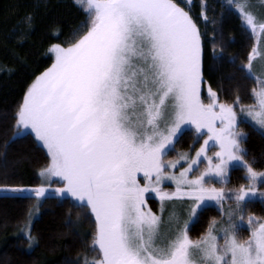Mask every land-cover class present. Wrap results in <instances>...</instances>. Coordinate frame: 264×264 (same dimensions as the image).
Returning <instances> with one entry per match:
<instances>
[{"label":"snow or ice","instance_id":"1","mask_svg":"<svg viewBox=\"0 0 264 264\" xmlns=\"http://www.w3.org/2000/svg\"><path fill=\"white\" fill-rule=\"evenodd\" d=\"M77 2L85 21L66 46L50 45L51 66L35 77L13 117L17 131L29 129L47 150L49 162L39 173L45 182L2 190L39 201L53 182L61 184L52 191L94 218L95 255L83 264H264V218L246 214L264 171L244 158L237 114L264 129V0H227L256 41L238 67L256 82L251 105L238 95L222 102L210 85L207 103L202 98L204 41L190 0L184 6L176 0ZM206 9L205 0L199 19L208 20ZM213 54L222 58L215 45ZM188 128L202 138L195 154L166 160ZM235 166L248 183L225 190ZM164 182L174 189L161 187ZM149 193L158 198V211L148 206ZM258 195L264 201V191ZM177 202L186 207L177 211ZM213 206L224 219L193 239L190 224ZM245 221L248 235L241 238ZM30 227L21 231L31 245Z\"/></svg>","mask_w":264,"mask_h":264},{"label":"trees","instance_id":"2","mask_svg":"<svg viewBox=\"0 0 264 264\" xmlns=\"http://www.w3.org/2000/svg\"><path fill=\"white\" fill-rule=\"evenodd\" d=\"M184 6V0H176ZM190 14L197 20L204 41L203 72L205 81L217 92L222 102L232 103L240 97L243 105L254 103L251 89L256 87L238 70L247 63L248 53L256 42L242 25L227 0H206L208 20L199 19L200 5L205 0H190ZM259 4L260 0H253ZM188 10V9H186ZM30 17L31 19H27ZM86 19V13L77 0H0V187L22 186L34 188L40 183V170L48 162L45 148L32 133L17 135L13 127L14 114L22 103L27 88L37 75L51 66L53 43L74 38V30ZM213 45L221 55L214 59ZM235 59V65L230 62ZM246 136L242 146L247 160L257 171H264V131L251 123L241 122ZM192 130L179 135L175 151H193L200 146ZM242 167L231 169V187L247 184ZM262 186H264L262 184ZM28 194L0 193V264H69L84 257L89 260L94 218L86 210L75 206L71 198L48 195L39 204V214L33 220L30 233L35 238L30 245L21 231L29 220L35 197ZM153 199V198H152ZM153 208L156 209L154 206ZM246 214L264 216V203L250 202ZM215 206L200 215L190 226L192 238H198L212 220H220ZM248 235L241 228V238Z\"/></svg>","mask_w":264,"mask_h":264},{"label":"rangeland","instance_id":"3","mask_svg":"<svg viewBox=\"0 0 264 264\" xmlns=\"http://www.w3.org/2000/svg\"><path fill=\"white\" fill-rule=\"evenodd\" d=\"M256 1H257V0H256ZM255 43H256V42H255ZM261 63H262V62H260V61H256V62H254L253 70H254L257 74H259V72H260V69H261ZM208 85H209V84L206 83V85H203V86H202V98L205 100V103H207V86H208ZM213 90H214V89H213ZM237 114H238V130L241 131L242 133H244L245 136H246L245 130L241 127V122H243L245 119L251 121V118H250V117H247L245 113H240V112H239V109H237ZM251 124L254 126V122H251ZM254 127L257 128V129H260L258 126H254ZM186 130H191V128H188V129H186ZM186 130H185V131H186ZM260 130L264 131V129H260ZM25 133H31V131H30L29 129H24V130L17 131V135H22V134H25ZM181 134H182V133H181ZM39 143H40V142H39ZM201 143H202V138H201ZM40 144H41V143H40ZM241 144H242V141H241ZM41 145H42V144H41ZM198 147H199V146H198ZM198 147H197V148H198ZM242 147H243V146H242ZM45 150H46V149H45ZM214 150H215V149L210 150L209 154H211V152L214 151ZM46 152H47V150H46ZM182 152H183V153H188L190 156H192V155L195 154V149H194L193 151L191 150V151H182ZM179 153H181V152H179ZM176 158H177V156H176V157H171V156H169V155H168L167 157H165L166 160H174V159H176ZM181 166H183V162H181ZM201 167H203V165H201ZM235 167H239V166H235ZM235 167H231V168L229 169V174H230L231 169H233V168H235ZM178 170H179V168L174 169V171H178ZM258 172H259V171H258ZM44 182H45V181H44L43 178L40 176V183H39V185H40L41 183H44ZM213 183L215 184L216 187H221V185L218 184V183H216L215 181H213ZM262 184L264 185V183L257 182V196H256V198L253 200V202H254L255 200H258V201H261V202L264 203V201H262L261 198H260L259 195H258V193H259L260 191H264V186H262ZM61 186H62L61 184L56 183V182H53L52 185H51V189L49 190V192L47 193V195H46L45 197H47L48 195H56V194L54 193V191H52V189H55V188H58V187H61ZM161 187H163V188H165V189L171 191V190L174 189L175 186H174L173 184H171L170 182H164V183L161 185ZM223 187H225V190H227V189H231V188H236V187H231L230 185H224ZM2 189H4V188H1V187H0V193L5 192V190H2ZM56 196H57V195H56ZM146 196L149 197V198L147 199L148 206L151 207V208L153 209V211H158V210H159V207H160L158 198H154V194H152V193L146 194ZM45 197L40 198L39 201L36 200V203H35L34 207H33L32 210H31V215H30V217H29V220L27 221V224H28V223L32 224L33 220L38 216V214H39V204L43 201V199H44ZM59 197H60V196H59ZM152 198H153V199H152ZM231 204H232V201H230V200H229V201H226V202H225V209H227ZM154 206L156 207V209L153 208ZM175 207H176L177 211H180L181 208L186 207V202H185L184 204H181L180 202H177L176 205H175ZM181 214L183 215V213H181ZM165 215H167V212L165 213ZM261 218H264V216L261 217ZM223 219H224V218L222 217L220 220H217V221H222ZM191 225H192V223L190 224V226H191ZM245 227H246V229H247V223H246V221H245V224H244V226L242 227V229H244ZM193 239H195V238H193Z\"/></svg>","mask_w":264,"mask_h":264}]
</instances>
